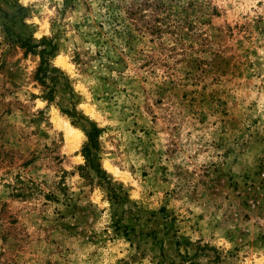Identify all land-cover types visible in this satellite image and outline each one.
Wrapping results in <instances>:
<instances>
[{"label":"rangeland","instance_id":"374dc122","mask_svg":"<svg viewBox=\"0 0 264 264\" xmlns=\"http://www.w3.org/2000/svg\"><path fill=\"white\" fill-rule=\"evenodd\" d=\"M0 264H264V0H0Z\"/></svg>","mask_w":264,"mask_h":264},{"label":"trees","instance_id":"16d2710c","mask_svg":"<svg viewBox=\"0 0 264 264\" xmlns=\"http://www.w3.org/2000/svg\"><path fill=\"white\" fill-rule=\"evenodd\" d=\"M21 47L25 48L26 50H31L36 47V45L28 44V42H21L20 44ZM54 50H41L39 52V57H40V63L37 69V79L42 80L43 78L47 77L49 71H50V58L53 56ZM41 75V77H39ZM70 114L69 112H67ZM75 117V115H72ZM101 133V130L97 128L95 125L92 126L89 131L86 132L87 136V143L83 148V153L86 158L87 164L90 168H93V159H92V151L97 148L98 145V138Z\"/></svg>","mask_w":264,"mask_h":264}]
</instances>
